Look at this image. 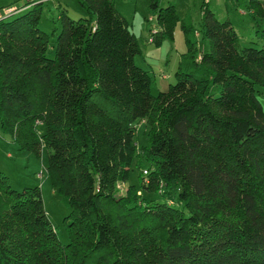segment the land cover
<instances>
[{"label":"trees","instance_id":"trees-1","mask_svg":"<svg viewBox=\"0 0 264 264\" xmlns=\"http://www.w3.org/2000/svg\"><path fill=\"white\" fill-rule=\"evenodd\" d=\"M77 1L87 15L59 10L53 56L42 2L0 18V130L20 150H48L47 174L70 211L63 244L39 187L17 191L0 171V264H264L262 2L249 0L256 47L240 46L229 18L201 0L197 35L209 48L196 59L190 26L150 0L146 39L159 45L181 21L192 61L152 95L112 0ZM135 158L146 162L139 184L119 193Z\"/></svg>","mask_w":264,"mask_h":264},{"label":"rangeland","instance_id":"rangeland-1","mask_svg":"<svg viewBox=\"0 0 264 264\" xmlns=\"http://www.w3.org/2000/svg\"><path fill=\"white\" fill-rule=\"evenodd\" d=\"M208 6L219 20L228 17L238 34L240 46H260L261 40L256 37L252 18L249 14V0H206ZM264 6V0H260ZM116 11L126 20L128 27L134 33L139 47V53L134 56V63L150 76V93L156 95L159 91H165L169 84L176 81L175 72L179 64L191 63V57L187 54V45L181 28V21L174 27L173 37L162 39L159 45L149 42L146 38L149 28L155 24V10L150 8V0H112ZM201 0H158L160 7L172 5L175 12L184 23L190 26V37L195 42L194 58L198 59L201 50H208L209 43L197 35L200 21ZM19 8L9 16L4 15L7 5ZM26 4V6H24ZM27 0H0L1 18L9 20L12 17L26 11L30 6ZM60 9H64L69 17L77 19L86 16V11L77 0H45L41 3L39 28L49 35L47 55L53 56L51 35L53 26ZM183 65V64H182ZM190 67H193L190 65ZM218 94V87L211 90ZM264 109V97H260ZM135 141L137 147L147 143V126L144 121L135 125ZM48 150L43 146L38 153L32 150H20L9 134L0 130V171L7 178L9 185L20 191L25 187H39L46 214L55 228L60 242H68V234L65 228L64 218L69 214L62 195H60L51 183L46 171ZM146 165L144 160L138 163L135 158L130 166L128 180L122 184L117 183L119 193L124 192V186L134 184L138 186L139 168ZM144 173V171H143ZM146 175V174H144Z\"/></svg>","mask_w":264,"mask_h":264},{"label":"built area","instance_id":"built-area-1","mask_svg":"<svg viewBox=\"0 0 264 264\" xmlns=\"http://www.w3.org/2000/svg\"><path fill=\"white\" fill-rule=\"evenodd\" d=\"M43 1H45V0H27V3H38V2H43ZM17 9V7H14V6H9V7H6L5 9H4V15L6 16V15H9V14H11L12 12H14L15 10ZM0 18H1V15H0ZM144 171V173L146 172L145 170H143Z\"/></svg>","mask_w":264,"mask_h":264}]
</instances>
